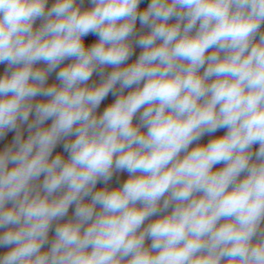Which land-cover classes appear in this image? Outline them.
I'll use <instances>...</instances> for the list:
<instances>
[{"label": "clouds", "instance_id": "clouds-1", "mask_svg": "<svg viewBox=\"0 0 264 264\" xmlns=\"http://www.w3.org/2000/svg\"><path fill=\"white\" fill-rule=\"evenodd\" d=\"M140 2L0 0V264H264V0Z\"/></svg>", "mask_w": 264, "mask_h": 264}, {"label": "crops", "instance_id": "crops-1", "mask_svg": "<svg viewBox=\"0 0 264 264\" xmlns=\"http://www.w3.org/2000/svg\"><path fill=\"white\" fill-rule=\"evenodd\" d=\"M54 2H55V0H48L46 8L47 7H51ZM150 2H151V0H141V2L139 4V9L140 10L146 9ZM77 3L80 4L82 10L92 7L91 0H82V2H81V0H77ZM174 21H175V18H173L170 22H174ZM41 23H42V20L41 19H37L35 21L34 27H39V25ZM149 30L150 29H148L147 27H142L141 24H140L139 19L137 20L136 27H135V31H136L137 36L140 33L147 32ZM261 30L264 31V24H262ZM257 39H258V37H257ZM133 47H134L133 54L125 62L126 64H130L132 62H135V60L139 57L140 53L143 51V49L140 46L135 45L134 41H133ZM209 51H211V50H209ZM66 60L71 61V59H66ZM4 66H7V64L6 63H0V67H4ZM36 66L45 67L46 65H44L43 62H40ZM205 67H206V65H205ZM111 71H112V69H110L108 67L105 68V73H108V72H111ZM57 72H58V70H54L53 72H51L49 74V76H48V83L49 84H51V83L59 84V81L57 80V75H56ZM201 72H203V69H201ZM100 80H101V76H100L99 72L98 71H94L93 75L90 78L88 83H89V85L98 84L100 82ZM118 87H119V85H117V88ZM129 91H131V89H125L124 90L125 94H127V92H129ZM47 99H48L47 97L37 96L34 99V102H39L41 100H47ZM115 99H116V96L112 95V93H109L108 96L101 102V105L97 109V112L98 113L102 112L104 110V108L106 106H108L109 104L113 103L115 101ZM138 117H139V113L137 114V117L134 118V122H136V123L139 122L138 121ZM226 131H227V129H223L222 128V129L217 130L214 133L205 134L204 136L201 137V139L199 141L193 142V145H190V148L195 146L196 144H207L209 142V140H211L214 137H219V136L224 135L226 133ZM258 147H259L258 144L254 145L253 146V151L257 150ZM223 166H224L223 163L214 165V170L220 169ZM129 175L130 174L127 171L114 172L111 180L108 181L106 186L108 188H110V189L122 186V184L128 179ZM244 175H245V173H242L241 174V178H243ZM103 187H105V184H104L103 181H99L97 183V185H96L97 189H100V188H103ZM86 199H90V197H87ZM170 210L171 209H169V211ZM150 243H151L150 240H146V246L150 245ZM44 249H47V248H44Z\"/></svg>", "mask_w": 264, "mask_h": 264}, {"label": "built area", "instance_id": "built-area-1", "mask_svg": "<svg viewBox=\"0 0 264 264\" xmlns=\"http://www.w3.org/2000/svg\"><path fill=\"white\" fill-rule=\"evenodd\" d=\"M84 43H85V46L88 47V46H91L93 43L97 42L99 37L94 34V33H89L88 35H86L84 38ZM72 61H68V60H65L63 62V64L61 65V67L63 65H66L68 63H71ZM108 68L112 69L111 66H108ZM7 69V66H4V67H0V76H3L5 71ZM59 71V67L56 69ZM15 135H16V130H10V131H7L6 134L3 136V137H0V151H3L6 147H8L9 145L12 144L14 138H15ZM24 135V134H23ZM24 138L26 139L27 136L25 137L24 135ZM57 153H62L63 156H64V149H63V141H61V143H59L53 150V157L57 154ZM11 167V165H10ZM54 230H55V227H54Z\"/></svg>", "mask_w": 264, "mask_h": 264}, {"label": "rangeland", "instance_id": "rangeland-1", "mask_svg": "<svg viewBox=\"0 0 264 264\" xmlns=\"http://www.w3.org/2000/svg\"><path fill=\"white\" fill-rule=\"evenodd\" d=\"M34 115H35V113L33 112L29 117V121H31L33 119ZM50 124H51V120H48L45 122V126H49ZM21 127H22V131H23V134L25 135V137L28 136L29 133H28V128H27V123L23 124ZM64 157H65V159H67V157H68L67 152L64 153ZM42 179H43V176H41V180ZM8 206H11V205L9 204ZM74 211H75V205L73 204L69 207L67 215L63 218V220H61L59 222L63 223V222H66L68 219L72 218L74 215ZM153 219H156V217H150L149 220L145 221V224H147L150 220H153ZM56 223H57V221L53 222V225L49 231V243H46L43 246V249L50 247V242L55 237L54 227L56 226ZM5 230L6 229H0V233H2ZM8 250H9V247H0V256H3Z\"/></svg>", "mask_w": 264, "mask_h": 264}]
</instances>
